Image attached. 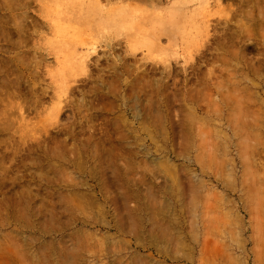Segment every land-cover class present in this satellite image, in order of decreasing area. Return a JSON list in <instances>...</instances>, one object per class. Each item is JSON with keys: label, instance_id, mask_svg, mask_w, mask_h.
<instances>
[{"label": "rangeland", "instance_id": "obj_1", "mask_svg": "<svg viewBox=\"0 0 264 264\" xmlns=\"http://www.w3.org/2000/svg\"><path fill=\"white\" fill-rule=\"evenodd\" d=\"M167 1L0 0V264H264V0Z\"/></svg>", "mask_w": 264, "mask_h": 264}, {"label": "bare ground", "instance_id": "obj_2", "mask_svg": "<svg viewBox=\"0 0 264 264\" xmlns=\"http://www.w3.org/2000/svg\"><path fill=\"white\" fill-rule=\"evenodd\" d=\"M121 1L129 4L128 3L129 0H121ZM132 1H135L137 3H142L145 5L144 7H146L145 13H144L145 14L144 19L146 20V23L143 20V22L145 23V24L144 23L143 24L148 25L150 27V31H151L150 39L151 40L157 42L160 40L161 36L169 33V30H170L169 28L173 24L174 17L170 14V10H162L161 9V6L165 3V0H132ZM168 2L169 1L166 0V3H168ZM169 5L174 6L175 3L173 2L171 4L169 2ZM110 11H111L110 9L107 10V12H110ZM141 28L144 30L143 25ZM139 30L141 31V29H139ZM169 37H170V35H169ZM91 50H94V48L88 47L87 51H91ZM119 62H121V60ZM124 65L125 64L123 63V65L121 64L118 67H116L117 71H119L122 75L124 74V70H125V74L127 72H130V70H128L126 72V70L128 68H127V66H124ZM129 74L131 75V73H129ZM140 75L145 79L146 78L149 79V80L148 79L147 80H148V86L151 87V89H152L151 93H157L160 91L157 87L158 86V80L157 79H151L150 76H147L144 73H140L138 76H140ZM169 75H170V73L168 72L167 77H169ZM137 77L132 80V83L139 80ZM169 80H172V78H170ZM143 91H144V89H143ZM131 99L135 100L134 105H136V106L133 107V109L131 106L126 107L124 110V113H121L122 117L120 118L118 116L120 118L119 121L122 122V123H116L115 132H116V136L119 139H123V138L127 137L130 133L131 134L135 133L138 137L140 135H142L143 130H145L144 122L148 118L150 119L149 121L151 123H153V124L157 123L156 121L153 122L151 120V117L157 118L159 116V112H158V109H157L155 102H151V100H146L147 102L145 103V100L144 101L141 100V97L139 96V94H135V96L134 97L132 96ZM129 109L132 110L131 111V114H132V116H131L132 122L131 123H128V120H127ZM119 129L121 131H119ZM147 135H150V134L147 133Z\"/></svg>", "mask_w": 264, "mask_h": 264}]
</instances>
